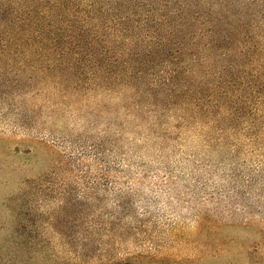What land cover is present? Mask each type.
<instances>
[{
  "label": "rangeland",
  "instance_id": "obj_1",
  "mask_svg": "<svg viewBox=\"0 0 264 264\" xmlns=\"http://www.w3.org/2000/svg\"><path fill=\"white\" fill-rule=\"evenodd\" d=\"M26 79L0 65V264H264V137Z\"/></svg>",
  "mask_w": 264,
  "mask_h": 264
},
{
  "label": "trees",
  "instance_id": "obj_2",
  "mask_svg": "<svg viewBox=\"0 0 264 264\" xmlns=\"http://www.w3.org/2000/svg\"><path fill=\"white\" fill-rule=\"evenodd\" d=\"M0 65L264 137V0H0Z\"/></svg>",
  "mask_w": 264,
  "mask_h": 264
}]
</instances>
